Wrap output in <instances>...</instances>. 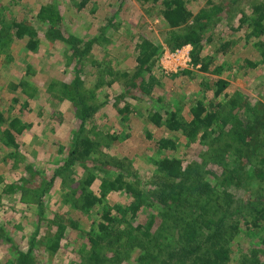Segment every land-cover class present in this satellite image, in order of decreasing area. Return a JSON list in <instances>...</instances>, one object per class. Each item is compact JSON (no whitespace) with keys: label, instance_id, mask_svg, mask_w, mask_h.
Instances as JSON below:
<instances>
[{"label":"rangeland","instance_id":"374dc122","mask_svg":"<svg viewBox=\"0 0 264 264\" xmlns=\"http://www.w3.org/2000/svg\"><path fill=\"white\" fill-rule=\"evenodd\" d=\"M82 1L0 0V31L7 33L9 31L6 28L13 22H23L30 27L33 34L11 42L10 48L0 55V110L7 120L19 111V117L28 126L24 132L17 135L20 144L18 147L5 146L0 140V264H17L20 251H29L36 264H82L81 258L83 256L84 259L85 254L78 255L72 252L73 248H77L81 253L86 243L84 239L82 240L80 230L68 228L66 236L61 239L60 248L54 253L46 248V244L48 238L51 237L53 240L56 234V224L53 225L50 220L62 213L65 214V218H68V215L70 217L82 215V212L74 211L63 203L62 195L66 189H72L77 185L81 177L88 172V167L92 170H99L101 167L111 169L112 162L123 161L124 165H120L121 170H124L123 173L129 180L139 181L143 190L142 197L145 203L142 205L139 221L146 225L154 215L166 208L160 201L156 203L157 187L153 183L157 168L153 160L159 159L161 155L176 156L185 164L191 163L196 166L199 163L201 167L200 170L196 168L193 170L194 166L191 169L192 191L184 198L188 197L186 205L192 208L195 215H200L202 208H207L208 219L212 224L208 226L203 220L201 225L198 223L200 233L190 242V246L193 249H200L211 241L223 240L231 249V264H264V222L262 228L258 229H253L246 223L249 205L255 200L264 201V184L260 186L255 181L250 183L245 181L239 187H235L239 184L233 187L222 184L224 172H235L237 177L244 169H248L253 163L255 152L248 151L243 157L235 145L225 146L227 137L217 132L203 138L189 139L180 131H169L164 124L157 126L147 118L149 109L159 110L164 105L157 102L159 96L178 97L183 93L185 99L187 95L192 98L193 93H199L198 80H186L187 77L181 74L170 76L177 72L163 73L161 67L163 51L173 49L169 48L170 37L160 10L158 8L146 10L145 6L140 5L136 0L132 3L125 0L121 9L117 7L120 0H89L80 9L78 4ZM193 1L196 5L206 2V0ZM214 1L225 5V12L230 14L223 13L222 20L213 28V35L222 34L237 39L234 50L226 55L230 69L226 71L228 75L224 76L230 80V85L225 93L237 96L234 108L236 112L239 111L241 119H246L242 126L245 129L249 125V120L252 121L253 126L256 125L255 114L258 111L264 116V59L259 60L260 63L254 68L246 64L244 68L238 66L239 57L257 52L256 48L250 45L252 41L248 42V38L245 37L247 27L238 29L237 14L240 13V9L251 10L252 2L264 3V0ZM49 2L64 13L59 29L53 30L54 32L47 24L36 18L39 7ZM229 6L232 8L230 11H228ZM235 13L233 17L232 14ZM117 24H121L118 30ZM103 29L112 42L109 44L108 53V43L102 44L104 54H101V48L95 37ZM70 34L82 39L83 42L79 43L78 47L84 48L89 42L96 47L97 62L105 60L119 71L132 72L137 54L136 43L141 37L149 38L161 49L151 75L166 77L160 88L150 87L151 89L148 88L147 91L139 87L134 91L130 89L127 85L128 77L115 81L111 86L99 88L96 92L99 93L97 97L101 105L95 115L88 120L85 131L91 132L93 129V133L95 131L98 133L102 130L119 128L121 138L110 143L108 148L107 145L102 146V150L107 151L112 162L99 166L93 159L88 158L85 161L86 167L81 162H77L70 166V170L59 171L64 161L70 157V152L74 148V138L80 130L81 123L77 117L76 106L64 97L54 96L50 89L52 82L72 81L75 70L78 69L75 68L74 61L70 60L75 53L72 43L69 42ZM33 37L38 41L34 50L28 47ZM213 45L215 41L212 42ZM221 62L223 63L222 60ZM91 65L87 59L80 66L81 71L84 70L80 73L81 77L87 85H91L96 80L92 73L97 67ZM220 75L206 73L205 76L213 85L212 77L216 78ZM23 79L27 85L21 86L19 84ZM120 95L123 96L120 98L121 103H129L132 108L128 121L119 120L116 107L111 103L112 99ZM207 95V101L213 98V89H207ZM217 99L223 101L224 93ZM230 99L231 97L226 101ZM104 101L107 103L104 104ZM190 101L191 99L182 109L185 119L191 117L188 107ZM54 114L57 116L56 119H52ZM262 122L264 123V119L258 121L257 129H254L255 138L264 135ZM147 131L155 138L161 136L174 138L177 141L175 149L157 151L154 141L147 137ZM238 131L242 129L238 128ZM127 132H130L129 136H125ZM212 137L219 138V141L206 144V141L210 142ZM249 139L253 137L249 136ZM252 145L261 148L255 141ZM209 155H214L213 160ZM200 174L204 180L197 186L198 184L195 183L198 178L201 179ZM53 176L55 178L51 184L42 183L43 180L48 181ZM230 180L238 181L233 177ZM10 185H14L15 188L10 189ZM204 185L206 188H202ZM44 188L46 191L43 195V203L46 212L41 216L39 206L34 200V193L36 190L39 193V190ZM202 190L204 191L201 193ZM196 192L203 196L197 199L199 197H196ZM228 192L231 195L226 196V202L222 203V197ZM128 198L130 199L123 193H113L108 199L113 203H126ZM156 219L159 222L161 220L158 216ZM156 228L157 226H154V229ZM140 252L139 247L132 249L129 261H133ZM109 255L110 258H117ZM126 263L128 260L123 264Z\"/></svg>","mask_w":264,"mask_h":264},{"label":"trees","instance_id":"16d2710c","mask_svg":"<svg viewBox=\"0 0 264 264\" xmlns=\"http://www.w3.org/2000/svg\"><path fill=\"white\" fill-rule=\"evenodd\" d=\"M88 1L83 0L80 2L78 4L80 9ZM128 1L132 3L135 0ZM136 1L145 6L146 10L151 8L160 10L161 18L170 37L169 48L176 49L185 44H192L193 64L194 66L199 65L198 68H186L170 75L177 76L181 74L187 77L186 80H198L199 93H193L192 98L187 95L185 99L183 93L178 97L174 95L159 96L157 102L164 105L159 110L149 109L147 118L157 126L164 124L169 131H180L189 139L203 138L217 132L219 135L227 137L225 146L235 145L237 151L243 157L248 151L253 150L255 158L250 167L244 169L237 177L235 172H224L222 184L232 187L238 184L235 187H239L245 181L249 183L255 181L260 186L264 184V135L258 137L260 138L258 140V138H255L254 130L257 129L258 121H262L264 116L258 111L255 114L256 125L253 126L252 121L249 120V125L243 129L242 126L246 119H241L238 114L239 111L236 112L234 108L238 98L225 93L230 85V80L224 76L228 75L226 71L230 69L229 63L226 61V55L234 50L237 39H233L228 35H213V28L222 20L223 13L230 14V12H225V5H221L214 0H206L201 5H196L193 0ZM124 4L125 0H120L119 5H117L118 9H121ZM228 9V11L232 10L230 6ZM240 10V13L237 14L238 29H242L244 26L247 27L248 31L245 37L248 38V42L252 41L250 45L256 48L257 54L239 57L238 66L244 68L246 64L254 68L260 63L259 60L264 59V3L252 2L251 10ZM235 15L236 13L232 14L233 17ZM63 16L62 10L50 2L42 4L36 14L37 20L47 24L51 31L59 29L58 26L62 23ZM120 26L121 24H117L116 29L118 30ZM6 29L9 32L0 31V55L7 51V48H10L11 42L33 35L30 27L23 22H13ZM123 33H120V35ZM33 38L30 40L31 43L28 47L34 50L38 41ZM95 39L101 48V54H104L102 44L104 42L108 43V53L109 44L112 40L107 37L104 29L100 31ZM213 41H215V45L212 46ZM69 42L72 43L75 51L70 60L74 61L75 68L78 67V69L75 70L72 81L52 82L50 89L53 91L54 96L64 97L76 106L77 117L81 123L80 130L74 138V148L70 152V157L64 161L59 171H68L71 169L70 166L77 162H81L86 167L85 161L88 158L93 159L99 166L112 162L107 155V151L102 150V146L107 145L108 148L111 145L110 143L121 138L119 128L99 130L98 133L96 131L93 133V129H91V132L85 131L88 120L95 115L101 105L97 97L99 93L96 92L99 88L111 86L115 81L128 77L127 85L130 89L134 91L139 87L147 91L148 88L153 89L155 86L160 88L166 77L165 75L161 77L151 75L161 49L149 38L141 37L136 43L137 54L133 72L128 70L119 71L105 60L97 62L98 58L95 57L96 47H93L90 42L84 48L78 47V44L83 41L74 34L69 35ZM80 49L81 51H78ZM253 56L256 57L253 58ZM87 59L92 64L91 66L97 67L99 72L95 70L92 73L96 80L91 85L89 84L90 86L86 84L80 74L84 72V70L81 71L80 66ZM206 73L221 75L216 78L212 77L213 85H211L207 76H205ZM108 77L110 78L107 79ZM20 82L19 85L21 86L27 85L24 79ZM207 89H213L214 91V97L209 101H207ZM223 93V101L217 99ZM229 97L231 99L226 101ZM120 98H123V96L120 95L112 99L111 103L116 107L119 120L128 121L132 112L131 105L125 102V104L121 103ZM190 99L188 107L191 117L185 119L182 115V109L187 106ZM106 103L104 101V104ZM56 118L55 114L52 115V119ZM25 128L26 125L23 124L19 116L7 120L5 114L0 110V140L5 146H20L17 135L21 134ZM238 128H241L242 131H238ZM262 129H264V123ZM129 133H125V136H129ZM249 136H252L253 139H249ZM147 137L154 141L157 151L175 149L176 147L177 141L172 137L161 136L155 138L149 131H147ZM218 141L219 138L212 137L210 142L206 141V144L209 145ZM254 141L261 148L254 147L252 145ZM209 156L213 160L214 155ZM153 162L157 167L155 180L153 181L157 187L155 189L156 203L160 201L166 208L162 212L159 211V214L154 215L146 225L139 221L140 212L143 209L142 205L145 203L142 197L143 190L140 188L139 181L129 180L123 173L124 170H121L120 166L124 165L123 161L112 162L111 169L101 167L99 170H92L88 167V169L85 168L88 172L81 177L77 185L72 189H66L62 195V202L68 205L70 209L82 212V215L75 217L68 215V218H65V214L62 213L50 220L53 225L56 224V234L53 240H51V237L48 238L46 248L53 253L56 252L61 246V239L66 236V230L71 227L80 230L82 240L84 239L86 242L81 253L77 248H73L72 251L78 255L85 254L84 259L83 256L81 258L82 264H123L127 260L128 263L126 264H173L172 262H175L174 264H231V249L229 244L223 240L211 241L207 246L200 249H193L190 246V242L200 233L202 220L208 226L212 224V221L208 219L209 210L207 208H202L201 214L195 215L192 208L190 209L186 205L188 197L184 198L192 191L190 171L193 166V170L195 168L200 170V164L198 163L196 166L191 163L185 164L181 159L172 155H161L159 159H154ZM231 176L238 179V181L232 182L230 180ZM200 177L201 179L198 178L195 183V185L198 184L197 186L204 180L201 174ZM53 178L55 176L48 179V181L43 180L42 183L49 185L52 183ZM228 181H231V183ZM9 187L10 189L15 188L14 185ZM202 188H206L205 185ZM37 191L34 193V200L39 206V214L43 216L46 212L43 203L46 188L39 190V193ZM113 193H123L129 196L130 199L128 198L129 200L126 203H113L108 199ZM196 193V197H199L197 199L203 196L201 193ZM229 195H231L229 192L224 194L222 203L226 202V196ZM179 205L182 207L179 208ZM247 211L246 223L252 226L253 229L262 228L264 201H261V199L260 201H253ZM156 216L161 218L160 222L156 219ZM168 221L170 223H166ZM154 226H157V228L154 229ZM208 239L211 240L210 236H208ZM135 247L141 248V252L133 261H129L130 252ZM109 254L118 259L110 258ZM17 258V264L37 263L29 251L18 252Z\"/></svg>","mask_w":264,"mask_h":264},{"label":"built area","instance_id":"2783aa9c","mask_svg":"<svg viewBox=\"0 0 264 264\" xmlns=\"http://www.w3.org/2000/svg\"><path fill=\"white\" fill-rule=\"evenodd\" d=\"M192 44H185L173 50L165 49L161 59L163 73L177 72L186 68H198L194 66L192 58Z\"/></svg>","mask_w":264,"mask_h":264},{"label":"crops","instance_id":"0c3cea01","mask_svg":"<svg viewBox=\"0 0 264 264\" xmlns=\"http://www.w3.org/2000/svg\"><path fill=\"white\" fill-rule=\"evenodd\" d=\"M26 112H27V111H25L24 113H26ZM19 114H20L19 111H18V112H15V113L13 114V117L19 116ZM22 115H23V114H22ZM22 115H21V116H22ZM28 115H29V114H28ZM25 116H27V113H26ZM22 122H23L24 125H26V128H25V129H27V127H28L27 124H26L24 121H22ZM25 129H24V131H25ZM24 131H23V132H24ZM2 144H3V143H2ZM3 145H4V144H3Z\"/></svg>","mask_w":264,"mask_h":264}]
</instances>
